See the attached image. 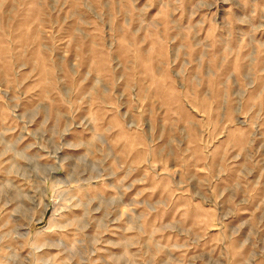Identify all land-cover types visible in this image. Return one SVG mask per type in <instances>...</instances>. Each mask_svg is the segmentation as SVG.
<instances>
[{"label": "rangeland", "instance_id": "374dc122", "mask_svg": "<svg viewBox=\"0 0 264 264\" xmlns=\"http://www.w3.org/2000/svg\"><path fill=\"white\" fill-rule=\"evenodd\" d=\"M0 264H264V0H0Z\"/></svg>", "mask_w": 264, "mask_h": 264}]
</instances>
